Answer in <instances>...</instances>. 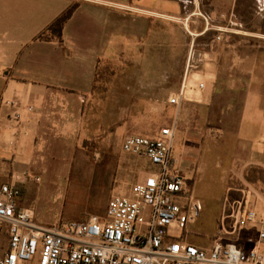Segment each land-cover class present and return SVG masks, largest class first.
<instances>
[{
    "label": "crops",
    "instance_id": "1",
    "mask_svg": "<svg viewBox=\"0 0 264 264\" xmlns=\"http://www.w3.org/2000/svg\"><path fill=\"white\" fill-rule=\"evenodd\" d=\"M74 2H80V6L64 29L63 42L39 40L38 36ZM191 4L193 9L184 0H0V190L5 184L19 185V206L31 211L36 222L52 226L106 218L109 202L116 196H110L104 205L86 209L93 214L90 218L66 223L45 215L42 198H53L55 207L61 204H55L54 198L69 197V210L83 207L75 200L82 193L86 195L81 182L89 177V166L80 164L88 154L82 132L100 65L140 49L164 21L180 26L185 37V60L178 66V82L169 83L163 92L172 93V97L183 92L184 98L178 108L161 101L160 90L154 93L152 89L146 107L161 120L156 136L164 128L175 127L173 152L177 143L183 153L173 157L195 188L202 172L219 166L215 158L218 152L213 153L218 147L216 143L213 146L217 133L234 134L233 166L238 185L224 186L220 230L214 241L236 242L245 250L264 253V246L258 248L249 241L258 238L264 218V46L262 56L250 53L247 57L232 46L237 55L224 61L223 50L211 42L222 37L225 29L222 20L213 19H222L225 12L217 6L212 13L202 12L201 0H191ZM231 5L235 12L237 0H231ZM206 37L210 44L197 45L198 39ZM169 63H161L157 55L156 60L142 66L151 69L145 83L159 85L160 70L163 74L171 70ZM193 63L199 67L191 69ZM29 107L33 111H28ZM132 136L137 135L123 140L120 154L131 155L123 150V143ZM132 156L149 164L140 176L139 172L133 174L135 179L122 196H131L133 188L156 171L149 159ZM122 171L126 173L127 168ZM241 181H247L248 191ZM241 201L244 212H257V221L236 229L232 213ZM5 237L6 230L0 233V244ZM193 243L199 245L198 240Z\"/></svg>",
    "mask_w": 264,
    "mask_h": 264
},
{
    "label": "rangeland",
    "instance_id": "2",
    "mask_svg": "<svg viewBox=\"0 0 264 264\" xmlns=\"http://www.w3.org/2000/svg\"><path fill=\"white\" fill-rule=\"evenodd\" d=\"M184 1L189 9H193L194 4H191V0ZM215 6L219 11L225 12L222 19L219 17L213 19L217 22L222 20L225 24V29L221 33L222 41L217 44L220 46L219 50H223V60L228 62L231 56L237 55L232 52V46L238 47V51L244 57L250 53L253 56H262L264 0H237L235 12L232 11L231 0H201L200 9L208 14L212 13ZM156 27L154 36L149 38L145 46L110 63L102 62L100 65L95 94L88 102L82 132L83 147H86L88 154L85 160L80 159V164L89 166V177L85 182H81L82 188L86 189V195L82 193L75 200L83 207H78L79 210L76 208H73L74 211L69 210V197L54 198L55 204L57 202L58 205L61 204L55 207L51 203L53 198H42L45 215L55 217L59 223L90 218L89 216L93 214L85 212L86 209L92 205H104L110 196H122L132 185L135 179L133 174L139 172L140 176L141 170L149 164L143 158L120 154L119 149L129 135L154 137L158 134L162 127L161 120L147 109L146 99L150 97L152 89L154 93L159 89L161 101L170 104V97L173 94H165L163 90L169 83L176 84L181 74L178 66L185 60L183 53L185 37L180 26L163 21ZM208 42L209 44L211 42L209 37L201 38L198 39L197 45L203 46ZM157 55L161 63L167 65L170 62L172 69L165 70L164 74V70H160L159 85L146 84L151 69L142 66L156 60ZM140 62L145 64L139 65ZM234 140L235 136L232 133H217L213 146L216 143L218 147L213 153L218 152L215 158L219 166L213 165L207 172H202L197 178L195 188L193 181L185 179L192 202L200 203L202 206L200 217L188 228L185 240L191 243L198 240V246L205 249L212 247L220 230L218 217L224 199V186L238 185L237 173L233 166ZM182 153L181 146L176 143L174 156L180 157ZM122 168H127L126 173ZM240 183L243 189L248 191L247 181ZM95 188L97 191L93 192ZM228 205L233 208V204ZM182 233L175 228L171 229L173 236H181ZM7 241L9 245V236L0 244V252L4 253L7 249ZM254 244L256 245V242Z\"/></svg>",
    "mask_w": 264,
    "mask_h": 264
},
{
    "label": "built area",
    "instance_id": "3",
    "mask_svg": "<svg viewBox=\"0 0 264 264\" xmlns=\"http://www.w3.org/2000/svg\"><path fill=\"white\" fill-rule=\"evenodd\" d=\"M220 41L222 37L218 36L211 44L216 46ZM198 67L199 64L191 65V69ZM183 98L181 92L170 99V104L180 108ZM15 118L19 121L20 116ZM174 140L175 127L164 128L155 137L132 136L124 141L126 153L149 159L156 171L137 184L131 196L113 197L104 220L40 224L31 211L20 208L21 187L3 185L0 233L8 232L9 246L0 255V264H264L263 252L245 250L236 242L217 239L205 249L185 240L202 206L193 203L189 195L185 177L173 157ZM243 207L241 201L232 213L236 229H245L257 221V212H244ZM172 228L182 235L173 236ZM249 241L256 242L258 248L264 246V218L258 238Z\"/></svg>",
    "mask_w": 264,
    "mask_h": 264
},
{
    "label": "trees",
    "instance_id": "4",
    "mask_svg": "<svg viewBox=\"0 0 264 264\" xmlns=\"http://www.w3.org/2000/svg\"><path fill=\"white\" fill-rule=\"evenodd\" d=\"M79 6L80 2H74L67 10L63 12L61 16H59L46 30H44L38 36V39L42 41L62 43L64 29Z\"/></svg>",
    "mask_w": 264,
    "mask_h": 264
}]
</instances>
